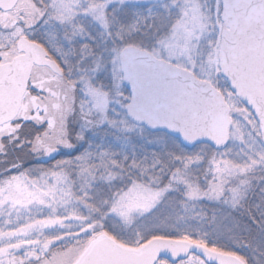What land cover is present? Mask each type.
Here are the masks:
<instances>
[{"label":"snow or ice","instance_id":"6c2138e0","mask_svg":"<svg viewBox=\"0 0 264 264\" xmlns=\"http://www.w3.org/2000/svg\"><path fill=\"white\" fill-rule=\"evenodd\" d=\"M0 264H264V0H0Z\"/></svg>","mask_w":264,"mask_h":264}]
</instances>
